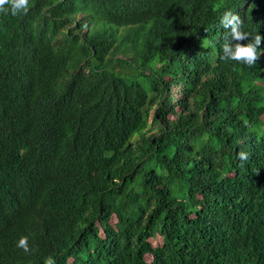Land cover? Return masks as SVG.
Here are the masks:
<instances>
[{
  "label": "trees",
  "instance_id": "obj_1",
  "mask_svg": "<svg viewBox=\"0 0 264 264\" xmlns=\"http://www.w3.org/2000/svg\"><path fill=\"white\" fill-rule=\"evenodd\" d=\"M29 3L0 14V264H264V51L219 59L264 0Z\"/></svg>",
  "mask_w": 264,
  "mask_h": 264
},
{
  "label": "clouds",
  "instance_id": "obj_2",
  "mask_svg": "<svg viewBox=\"0 0 264 264\" xmlns=\"http://www.w3.org/2000/svg\"><path fill=\"white\" fill-rule=\"evenodd\" d=\"M30 10L29 0H0V14L16 16L19 14H27ZM220 24L227 31L222 45V55L219 59L222 61H235L240 64L246 65L249 68L256 64L261 52L264 51L260 48L262 37L259 34L253 35L245 31L244 20L238 13L233 11H225L220 18ZM246 41V43L244 42ZM250 153L240 150L237 153V158L240 161H247ZM17 247L30 253L33 249L29 245V237L22 235L17 243ZM43 264H56L52 255L47 256Z\"/></svg>",
  "mask_w": 264,
  "mask_h": 264
}]
</instances>
